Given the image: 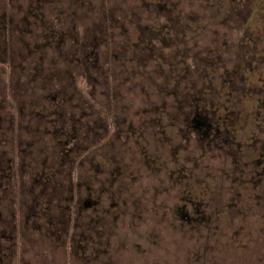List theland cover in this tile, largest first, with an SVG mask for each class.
Masks as SVG:
<instances>
[{
	"label": "rangeland",
	"instance_id": "1",
	"mask_svg": "<svg viewBox=\"0 0 264 264\" xmlns=\"http://www.w3.org/2000/svg\"><path fill=\"white\" fill-rule=\"evenodd\" d=\"M140 8L0 0V264H264V65L243 80L240 36L155 41L163 64L139 63L116 36Z\"/></svg>",
	"mask_w": 264,
	"mask_h": 264
},
{
	"label": "trees",
	"instance_id": "2",
	"mask_svg": "<svg viewBox=\"0 0 264 264\" xmlns=\"http://www.w3.org/2000/svg\"><path fill=\"white\" fill-rule=\"evenodd\" d=\"M138 1L141 4L139 15L130 13L126 21L127 29L119 30L116 37L125 40L120 45V49L126 50L130 47L133 50V47L139 46V63L151 59V62H157L158 65L163 64H161V58H158L153 52L155 41L158 42L157 46L159 49L167 50V48L172 47L173 42H175L174 46H176L175 38L182 36H240L237 41V52L235 54L237 55L239 68H241L240 71L242 74L244 73L243 80L247 79L249 81L254 77V75L252 77L254 71L248 67L253 64L252 59L260 60V63L264 65V0ZM192 3L197 4L196 9L190 7ZM111 28H113V25ZM114 36L111 35L109 37L111 39ZM125 36L136 37L129 41ZM97 37L100 38V36ZM58 41L61 43L63 38L59 37ZM57 44L53 49L58 48ZM221 47V50H224V46ZM58 55L59 57L62 56L61 53ZM63 55V59L65 58L64 62H75L84 69L88 68L89 65H91L93 70L97 69V57L94 53L92 55L87 54L86 57L80 55L78 57L74 53L72 58L68 54L65 55V52ZM129 56L131 59V55ZM130 59L127 63H130ZM35 71H40V68L36 67ZM84 72L86 73V70ZM63 73L67 76V71L63 70ZM57 74V71L52 66V69L45 74L44 78L45 80H55V75ZM259 81L264 82V80L260 79ZM201 111L205 110H199V112ZM200 127L209 129L211 125L207 127L205 124L204 126H199L198 129ZM255 165L261 169L262 173L258 176L261 179L264 176V155L259 157ZM184 216H186L185 213L182 217Z\"/></svg>",
	"mask_w": 264,
	"mask_h": 264
},
{
	"label": "flooded vegetation",
	"instance_id": "3",
	"mask_svg": "<svg viewBox=\"0 0 264 264\" xmlns=\"http://www.w3.org/2000/svg\"><path fill=\"white\" fill-rule=\"evenodd\" d=\"M196 117H197L196 120L194 119V122H195L194 128L198 129L199 126L205 125L204 122H201V121H204L205 119H203V116L199 117V115H196ZM112 164L114 165L112 166ZM112 164L108 163V193H110V195H108L109 196L108 198L110 199L116 198L117 200H119L116 194L119 184L117 187H115L113 184L116 182L117 183L121 182V180L124 178L123 175H126V169H125L126 167L120 166V163L119 162L117 163L116 160H114ZM117 165H119V167ZM172 173L170 177H172ZM108 212H109V208H108Z\"/></svg>",
	"mask_w": 264,
	"mask_h": 264
}]
</instances>
